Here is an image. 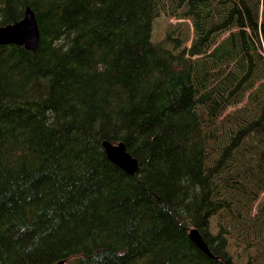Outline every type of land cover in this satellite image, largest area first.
<instances>
[{
    "label": "trees",
    "instance_id": "16d2710c",
    "mask_svg": "<svg viewBox=\"0 0 264 264\" xmlns=\"http://www.w3.org/2000/svg\"><path fill=\"white\" fill-rule=\"evenodd\" d=\"M28 8L38 49L0 47V264H238L233 239L264 264V0H0V27ZM163 14L192 39L154 43Z\"/></svg>",
    "mask_w": 264,
    "mask_h": 264
},
{
    "label": "water",
    "instance_id": "95a60500",
    "mask_svg": "<svg viewBox=\"0 0 264 264\" xmlns=\"http://www.w3.org/2000/svg\"><path fill=\"white\" fill-rule=\"evenodd\" d=\"M9 34L11 35H15L14 38L16 39V41H5L2 43H16L19 45H25L27 49L29 50H35L39 44V40H40V35H39V31H38V27H37V23L35 21V17L33 15V13L30 10L26 11V16L25 19L16 24L15 26H8V28H0V38L1 37H6ZM108 154L110 156V158L117 164L121 165L124 169H126L129 173H134L136 170V164L133 162H127L124 161L119 155H125L123 153V151L118 150V154L110 147L108 146V144H105ZM116 160L122 162L123 164H125L128 169L126 167H124L122 164L118 163ZM191 238L192 240H194V242L200 246V248H202L204 251H208L207 253H209V250L207 248V246L203 243V241L201 240L200 235L198 234V232L194 231L191 233ZM59 264H63V262L59 263Z\"/></svg>",
    "mask_w": 264,
    "mask_h": 264
},
{
    "label": "rangeland",
    "instance_id": "374dc122",
    "mask_svg": "<svg viewBox=\"0 0 264 264\" xmlns=\"http://www.w3.org/2000/svg\"><path fill=\"white\" fill-rule=\"evenodd\" d=\"M169 34L181 36L183 39L190 40L193 37V32L189 23H182V20L178 16H169L167 14H163L156 19L152 40L154 43L160 41L164 42L165 38ZM218 222V218L213 220V231L215 233L218 231ZM232 241L233 246L231 247V252L233 253L238 264H242L245 258V246L242 244H236L234 239ZM240 254L243 255L242 258L239 257Z\"/></svg>",
    "mask_w": 264,
    "mask_h": 264
},
{
    "label": "bare ground",
    "instance_id": "6f19581e",
    "mask_svg": "<svg viewBox=\"0 0 264 264\" xmlns=\"http://www.w3.org/2000/svg\"><path fill=\"white\" fill-rule=\"evenodd\" d=\"M27 10H30L32 13H33V15H34V17H35V21H36V23H37V27H38V31H39V26H38V22H37V19H36V15H35V13H34V11L31 9V8H28ZM26 10V11H27ZM25 16H26V12H25ZM24 19H25V17H24ZM23 19V20H24ZM22 20V21H23ZM22 21H20V22H22ZM20 22H18V23H20ZM18 23H16V24H18ZM16 24H12V25H7V26H3V27H0V28H8V26H15ZM39 35H40V31H39ZM14 34L13 35H11V34H9L8 36H6V37H1L0 38V47L1 46H5V45H16V46H19V47H24L26 50H28V51H36L37 49H38V46H39V44H40V41H41V35H40V40H39V44H38V46H37V48L35 49V50H29V49H27L26 48V46L25 45H19V44H16V43H2V42H5V41H16V39L14 38ZM105 144H108V146H110L117 154H118V150H121V151H123V153L125 154V155H119L118 154V156H120L124 161H127V162H133V163H135L136 164V170H135V172L134 173H129L126 169H124L121 165H119V164H117V163H115L111 158H110V156H109V154H108V151H107V148H106V146H105ZM104 148H105V150H106V154H107V157H108V159L114 164V165H116V166H118L119 168H121L125 173H127L128 175H135L137 172H138V167H139V165H138V161L136 160V159H134L127 151H126V148H125V146L123 145V144H119V145H112L111 143H109V142H105L104 143ZM118 163H120V164H122L124 167H126L127 169H128V167L125 165V164H123L122 162H120V161H118V160H116ZM129 170V169H128ZM194 231H196V232H198L197 230H192L191 231V233L192 232H194ZM191 233H190V238H191ZM198 234H199V232H198ZM200 235V234H199ZM201 237V236H200ZM191 240H192V238H191ZM201 240L203 241V239H202V237H201ZM193 241V243L200 249V250H202L205 254H207V255H210V256H212V254L210 253V250H209V248H208V246L206 245V243L203 241V243L207 246V248H208V250H209V253H207L206 251H204L202 248H200V246H198L195 242H194V240H192ZM61 262H63V264H65V261H60V262H58L57 264H59V263H61Z\"/></svg>",
    "mask_w": 264,
    "mask_h": 264
}]
</instances>
